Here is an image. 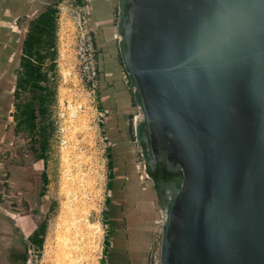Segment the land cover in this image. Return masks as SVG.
Wrapping results in <instances>:
<instances>
[{
	"label": "water",
	"instance_id": "obj_1",
	"mask_svg": "<svg viewBox=\"0 0 264 264\" xmlns=\"http://www.w3.org/2000/svg\"><path fill=\"white\" fill-rule=\"evenodd\" d=\"M158 264H264V0H118Z\"/></svg>",
	"mask_w": 264,
	"mask_h": 264
},
{
	"label": "rangeland",
	"instance_id": "obj_2",
	"mask_svg": "<svg viewBox=\"0 0 264 264\" xmlns=\"http://www.w3.org/2000/svg\"><path fill=\"white\" fill-rule=\"evenodd\" d=\"M12 1L6 0L5 5L0 2V71L3 73L2 70L8 66V77L13 75L12 70L18 69L23 41L21 38H24L29 19L33 16L32 12L13 16L8 6ZM115 1L117 3L118 0ZM36 2L38 6L43 4L45 9L54 7L56 20L61 12L63 22L64 10L69 5H76L73 0ZM24 3L26 1L23 0L22 5ZM6 9L9 10L8 13ZM4 14L8 17L5 18ZM65 26L68 27V22L62 24L63 28ZM62 33L61 31V36ZM61 46V57L56 58V61L59 59V64L56 63L54 79L55 102L50 108L53 131L48 140L44 161L36 159L37 145L14 135L11 116L14 86H9L11 80H7V77L2 83L6 87L1 86L6 91V96L3 103L5 109L0 113V124L3 125V130L0 129V219L8 218L7 215L11 212L29 216L27 227L32 230L30 235H17L21 253L13 264H98L104 240L103 220L109 181L113 179L115 187L117 176L114 169L118 166L124 168L127 162L136 170L142 191H150L153 196L154 211L159 224L155 228L154 236L157 248L155 260L150 261V264H158L163 212L158 206L151 181L144 173L143 160L133 129H129L128 136L117 138L113 142L114 139L110 136L113 128L109 126V120L105 121L106 105L103 101H98V110L103 114L100 119L97 112L90 107L87 96L73 87L76 72L71 51L67 45L64 48L63 42ZM113 55L121 63L118 51ZM67 102L71 107L67 106ZM132 120L130 117L131 126ZM34 164H38L39 169H34ZM12 168H32L31 171L35 172L36 188L32 192L34 198L28 192L25 193L24 187L17 189L8 181V171ZM43 174L45 183L42 181ZM29 199L34 203L32 210L24 201ZM41 225H44V231L42 247L38 249L31 243L30 236Z\"/></svg>",
	"mask_w": 264,
	"mask_h": 264
},
{
	"label": "crops",
	"instance_id": "obj_3",
	"mask_svg": "<svg viewBox=\"0 0 264 264\" xmlns=\"http://www.w3.org/2000/svg\"><path fill=\"white\" fill-rule=\"evenodd\" d=\"M22 1L13 0L8 5L13 16L18 17V15L22 16L32 12L33 16L29 19L31 20L45 9L43 4L38 6L36 2L38 0H24L26 3L23 5ZM73 1L76 5L82 6L89 15L95 32L99 55V101H103L107 107L105 109L107 115L105 121L108 122L109 120V126L113 128L110 136L114 142L117 138L121 139L128 136L129 129H133L135 119L138 117L137 114H140L134 103L133 89L129 79L121 63L113 55L118 51L117 3L115 0ZM0 2L1 5L6 4V0H0ZM6 11L9 12L7 9ZM6 14H4L5 18L8 17ZM23 39L22 37L21 40ZM18 61H20V56ZM18 61L16 60V64ZM16 70H12L13 75H9V77L8 66L2 70L3 73L0 71V113L5 109L3 103L6 91L2 90V87L5 88L6 86L2 84L3 80L6 77L7 80L9 78L11 80L9 86L12 88L15 85ZM130 117L133 119V126L129 121ZM1 128L3 130L2 124H0ZM1 142L0 138V144ZM113 144L116 145L117 143ZM129 164L127 162L124 168L118 166L114 169L117 176L115 187H113V179L109 181L103 220L104 240L98 264H150V261L155 260L154 255L157 248L154 236L156 234L155 228L159 223L154 211L153 196L149 190V192L142 191L136 170ZM39 167L38 164L33 165L34 169H39ZM31 169H9L10 179L8 181L17 189L24 187L25 193L28 192L34 198L32 192L33 188H36V178L35 172ZM31 200H24L29 205L30 210L34 204L31 203ZM7 217L0 219V264H8L9 261L10 264L15 263L21 253L17 235H30L32 233L31 228L27 227L29 216L11 212Z\"/></svg>",
	"mask_w": 264,
	"mask_h": 264
},
{
	"label": "trees",
	"instance_id": "obj_4",
	"mask_svg": "<svg viewBox=\"0 0 264 264\" xmlns=\"http://www.w3.org/2000/svg\"><path fill=\"white\" fill-rule=\"evenodd\" d=\"M80 2V0H76ZM56 10L47 7L28 22L15 72L13 91L14 135L37 145L36 159L44 161L53 131L50 108L55 102L57 36ZM42 181L45 183L43 174ZM44 225L34 231L30 241L42 247Z\"/></svg>",
	"mask_w": 264,
	"mask_h": 264
},
{
	"label": "built area",
	"instance_id": "obj_5",
	"mask_svg": "<svg viewBox=\"0 0 264 264\" xmlns=\"http://www.w3.org/2000/svg\"><path fill=\"white\" fill-rule=\"evenodd\" d=\"M69 6L64 10L65 21H62L64 18L61 17V12L60 17L56 20L57 57H61L60 49L61 42H63L64 48L68 46L71 51L73 68L76 72V82L72 85L78 92L87 96L90 107L97 112V116L101 119L103 114L98 110L100 98L99 55L95 32L84 8L78 5ZM66 22H68V27L63 28L62 24ZM61 31L63 32L62 36ZM58 60L57 64H59ZM68 105L70 106L67 102ZM104 139L107 140L106 137Z\"/></svg>",
	"mask_w": 264,
	"mask_h": 264
},
{
	"label": "bare ground",
	"instance_id": "obj_6",
	"mask_svg": "<svg viewBox=\"0 0 264 264\" xmlns=\"http://www.w3.org/2000/svg\"><path fill=\"white\" fill-rule=\"evenodd\" d=\"M140 118V117H139ZM138 117H137V119L136 120H138L139 119ZM64 255V254H63ZM65 256V255H64ZM69 261V260H68Z\"/></svg>",
	"mask_w": 264,
	"mask_h": 264
}]
</instances>
